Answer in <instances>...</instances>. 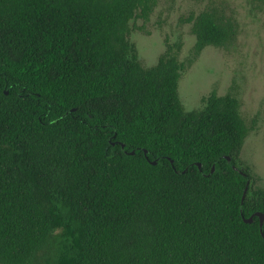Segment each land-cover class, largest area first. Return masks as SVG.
Masks as SVG:
<instances>
[{"label": "trees", "instance_id": "1", "mask_svg": "<svg viewBox=\"0 0 264 264\" xmlns=\"http://www.w3.org/2000/svg\"><path fill=\"white\" fill-rule=\"evenodd\" d=\"M160 1L0 0V264L46 249L54 264H264V188L241 159L256 120L231 94L193 111L179 94L239 23L196 0L179 21L190 57L179 38L146 68L131 24Z\"/></svg>", "mask_w": 264, "mask_h": 264}, {"label": "rangeland", "instance_id": "2", "mask_svg": "<svg viewBox=\"0 0 264 264\" xmlns=\"http://www.w3.org/2000/svg\"><path fill=\"white\" fill-rule=\"evenodd\" d=\"M239 23L237 40L225 48L208 47L182 72L179 94L186 111L202 109L203 98L213 91L231 94L241 102V113L255 129L247 137L241 159L264 188V6L255 0H219ZM206 2L161 0L148 23L133 22L130 40L146 68L157 64L166 43L184 44L181 61H186L195 44L191 25L180 24L190 12L204 9ZM35 264H54V251L46 249Z\"/></svg>", "mask_w": 264, "mask_h": 264}, {"label": "water", "instance_id": "3", "mask_svg": "<svg viewBox=\"0 0 264 264\" xmlns=\"http://www.w3.org/2000/svg\"><path fill=\"white\" fill-rule=\"evenodd\" d=\"M73 111H74V110H73ZM122 147H125V146L122 145ZM145 152H146V151H145ZM131 155H135V152H131ZM226 159H227L228 161L231 160L230 157H226ZM152 164L155 165V164H156V161L152 162ZM196 166L199 167V168H201V164H200V163H196ZM214 170H215V168L213 167L212 172H213ZM249 185H250V180H248L247 187H249ZM256 216L260 218V225L262 226L263 223H264V215L261 214V213H256ZM245 222H246V223H253V217H251V218H249V219H245Z\"/></svg>", "mask_w": 264, "mask_h": 264}]
</instances>
